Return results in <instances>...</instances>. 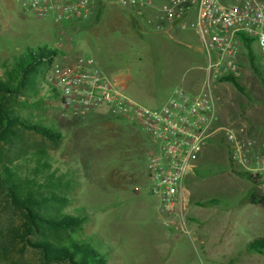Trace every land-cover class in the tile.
I'll return each instance as SVG.
<instances>
[{"label":"rangeland","instance_id":"1","mask_svg":"<svg viewBox=\"0 0 264 264\" xmlns=\"http://www.w3.org/2000/svg\"><path fill=\"white\" fill-rule=\"evenodd\" d=\"M111 2L101 0V5ZM93 21L55 24L25 12L18 0H0L1 60L27 48L54 49L59 56L44 70L45 80L54 86L59 71L92 58L100 71L115 68L125 74L126 94L153 109L181 87L177 76L189 63L204 61L173 32L179 41L168 34L140 33L117 5L106 8L91 27ZM189 41L196 46V40ZM252 53L250 59L243 49L246 57L240 58L237 82L243 93L231 81L215 84L211 92L217 125L264 151V85L258 76L264 80V56L256 43ZM53 101L47 100L48 112L64 138L59 146H49L50 154L62 171L71 170L61 179L67 199L62 211L90 217L72 237H88L106 248L108 264H264L263 255L247 249L250 241L264 237V203L249 201L251 193L264 198V182L254 185L232 172L223 132L197 158L196 170L204 175L194 172L185 178V209L165 227L162 222L170 216L148 190L146 163L154 149L150 137L109 108L78 118ZM208 169L214 173L206 176ZM212 199L225 207L206 204ZM22 222L20 212L0 194V264H40L38 252L18 237Z\"/></svg>","mask_w":264,"mask_h":264},{"label":"built area","instance_id":"2","mask_svg":"<svg viewBox=\"0 0 264 264\" xmlns=\"http://www.w3.org/2000/svg\"><path fill=\"white\" fill-rule=\"evenodd\" d=\"M122 7L151 10L159 29L175 27L195 37L205 58L206 79L197 94L176 87L157 109L139 104L126 94L124 82L102 75L92 58H82L59 71L55 87L62 109L83 118L106 107L125 121L140 127L154 144L146 169L149 193L160 211L170 216L169 227L185 209L182 189L187 176L196 170V160L214 136L223 132L228 158L239 172L264 177V151L251 141L217 125L212 87L226 77L237 78L245 40L256 43L264 56V0H112ZM21 8L36 19L72 26L88 19L98 0H18ZM167 26V29L163 27ZM244 57H246L244 55Z\"/></svg>","mask_w":264,"mask_h":264},{"label":"trees","instance_id":"3","mask_svg":"<svg viewBox=\"0 0 264 264\" xmlns=\"http://www.w3.org/2000/svg\"><path fill=\"white\" fill-rule=\"evenodd\" d=\"M100 5L98 0L97 7ZM252 47V40H245L244 49L250 59ZM58 56V51L39 46L5 60L0 57V194L22 215L18 237L38 252L40 264H108L106 248L94 245L88 237L71 235L88 223L90 217L62 211L67 199L62 194L65 184L61 179L71 170L62 171L50 154L49 146H59L64 133L48 112L51 106L47 100L62 106L60 92L44 77V70ZM224 81H231L238 91L244 92L237 78L226 77L220 82ZM30 138L35 141L30 142ZM230 169L254 185L264 182L262 176L238 172L232 165ZM213 173L208 169L206 176ZM249 201L263 204L264 198L258 199L251 193ZM206 204L225 207L216 199ZM247 249L264 256V237L250 241Z\"/></svg>","mask_w":264,"mask_h":264},{"label":"crops","instance_id":"4","mask_svg":"<svg viewBox=\"0 0 264 264\" xmlns=\"http://www.w3.org/2000/svg\"><path fill=\"white\" fill-rule=\"evenodd\" d=\"M115 5L121 7L124 10L125 15L130 19V22L133 24V28L137 29L140 31L142 34H149V33H162V34H168L172 39L175 41H179L178 37L181 38V40H188V42H183L187 48H192L196 50L195 53H199L204 61L201 59V63H189V68L187 67L185 70H182L181 74L177 76V79L180 80L179 86L183 87L185 90L189 91L190 94H197L203 87L204 81L206 79V72H205V58L204 55L198 46V44L195 45V43H190L189 40H196L195 37L190 33L189 31H182L179 28L175 27L171 30V32L175 33L174 36H178L177 39L173 37V35L167 32H164L163 30L159 29V19L156 16H148L152 14H156V12H152L151 10L145 9V10H137L136 8L132 7H122L116 2H111V4L107 5H100L98 6L91 14L89 17L90 20L94 19V21L90 25L91 27H94L95 18L98 15H101L102 12H105V9L108 7H114ZM88 18V19H89ZM164 29H167L168 27L165 26L163 27ZM197 43V41H196ZM94 68L98 70V67L95 66L94 63ZM109 68V67H108ZM111 70L102 71L98 70L102 75L113 78V79H119L124 82L125 85V91L127 89V83L129 82V78L123 74L120 70L115 69V68H110ZM134 100V99H133ZM204 149L202 150V152ZM152 152V151H151ZM150 152V153H151ZM201 152V153H202ZM149 153V154H150ZM183 189V186H182ZM185 190L183 189V192Z\"/></svg>","mask_w":264,"mask_h":264}]
</instances>
